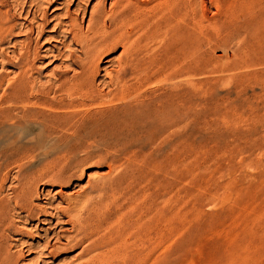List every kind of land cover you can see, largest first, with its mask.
<instances>
[{
    "label": "rangeland",
    "instance_id": "374dc122",
    "mask_svg": "<svg viewBox=\"0 0 264 264\" xmlns=\"http://www.w3.org/2000/svg\"><path fill=\"white\" fill-rule=\"evenodd\" d=\"M113 1L0 0V30L11 27V34H0V98L11 91L8 83L20 73L26 50L32 49L30 56L39 51V59L30 57L35 89L54 91L63 73L68 79L77 75L72 62L84 56L67 30L92 36V19H99L97 27L107 23ZM136 1L149 8L158 0ZM185 1L178 15L186 21L175 24L161 51L148 42L150 79L130 96L88 106L120 107L129 98L161 96L168 112L142 139L78 144L61 150L56 157L66 156L55 162L42 155L46 146L24 147L28 157L17 150L21 145L0 143V205L23 235L0 234L8 253L22 252L17 264H72L81 248L63 250L61 231L69 226L66 218L50 215L65 206L66 195L100 187L119 193L114 203L148 194L149 203L178 208L185 233L159 264H264V0ZM112 45L92 60L94 90L103 96L116 90L112 79L126 59L122 45ZM159 64L166 69L159 71ZM120 81L135 82L129 72ZM25 132L11 127L0 138ZM103 177L108 181L101 186L97 180ZM22 181L28 192H38L32 205L49 215L27 219L15 206L13 195ZM48 244L61 248L48 255Z\"/></svg>",
    "mask_w": 264,
    "mask_h": 264
},
{
    "label": "bare ground",
    "instance_id": "6f19581e",
    "mask_svg": "<svg viewBox=\"0 0 264 264\" xmlns=\"http://www.w3.org/2000/svg\"><path fill=\"white\" fill-rule=\"evenodd\" d=\"M183 1L158 0L153 7L147 8L136 0H115L111 11L105 16L107 23L104 20L102 25L97 27L99 19L91 18L94 21L91 27L92 36L83 35L74 28L68 29L72 42L80 48L84 60L72 62L79 68V73L69 79L63 73L54 91L46 87L35 89L29 72L33 69L32 59L40 58L39 51L35 48L30 56L32 49L26 50L22 56L20 73L8 83L11 91L0 98V132L6 129L10 131L11 127H25L26 132L23 136L2 137L0 143L21 145L22 147L17 150L26 152L24 154L28 157L32 154H28L24 147L46 146L48 148L42 150L44 151L42 155L46 158L51 157L50 162H55L65 158V153L61 157H56L61 150L70 151L72 146L78 144L96 145L142 139L144 130L155 127L153 124L161 122L168 112L167 101L161 96L154 99L146 96L129 98V103L120 107L101 106L95 109L88 106L110 104L120 97L119 95L130 96L131 91L137 90V87L150 79L149 72L152 66L144 57L145 54L151 53L148 44L152 42L159 53L168 40V35L176 28L175 24H183L186 21H183L186 18L184 14L178 15ZM189 5L191 6V3ZM183 6L184 3L182 8ZM190 10L192 9L188 11ZM192 13L194 14L193 11ZM179 16L183 20L177 23ZM69 28L71 29L70 26ZM10 32L11 27L0 30L2 36L11 34ZM113 43L122 45V55L126 59L120 66V73L114 80L111 78L116 90L111 95L103 96L94 90L96 67L93 66L92 60L99 52L110 51ZM165 66L159 64L157 69L163 71L166 69ZM127 72L135 80L133 84L120 81ZM172 126L177 127L176 118ZM50 162L46 166H50ZM63 166L65 169L63 167L62 173L65 174L68 165L65 162ZM97 181L103 186L108 180L103 177ZM16 186L13 200L27 219L35 218L38 214L49 215L44 209L36 210L32 205V198L38 196V192L35 191L33 194L28 192L27 182H19ZM92 191L94 194L90 195ZM118 198H120L118 192L106 191L103 187L85 190L75 197L66 195L65 206L59 209L56 215H50L66 218L64 224L69 226L68 229L61 231L64 233L62 238L66 244L63 250L79 246L81 248L72 264H159V260L171 252L172 246H176L185 233L181 227V214L177 207L167 210L161 203H156L157 200L151 204L147 202L148 194L139 195L136 201L129 204L114 203ZM0 207L2 228L0 232L2 234L5 231L14 232L22 236L23 232L6 219L8 216L4 215L5 211L1 205ZM187 218L184 220L188 224L193 223L192 218ZM189 227L191 228L190 225ZM2 234L0 264H17L22 252H18L17 255L8 253L6 239ZM60 248L48 244L47 254L51 255Z\"/></svg>",
    "mask_w": 264,
    "mask_h": 264
}]
</instances>
